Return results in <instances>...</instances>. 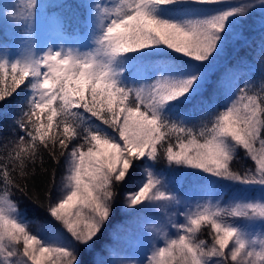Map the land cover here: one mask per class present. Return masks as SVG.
<instances>
[{
    "label": "snow or ice",
    "instance_id": "6c2138e0",
    "mask_svg": "<svg viewBox=\"0 0 264 264\" xmlns=\"http://www.w3.org/2000/svg\"><path fill=\"white\" fill-rule=\"evenodd\" d=\"M256 7L88 0L90 42L40 48L39 0L4 5L18 34L0 44V103L16 100L8 134L0 131V264H129L103 258L119 225L94 252L117 205L152 224L133 264H264V38L258 74L230 66L216 76L228 45L246 39L241 26ZM218 93L225 103L213 99ZM241 160L251 167L234 168ZM188 173L204 193L194 207L176 194ZM220 183L241 194L222 205ZM17 195L59 229L30 220ZM205 227L211 242L199 238Z\"/></svg>",
    "mask_w": 264,
    "mask_h": 264
},
{
    "label": "rangeland",
    "instance_id": "374dc122",
    "mask_svg": "<svg viewBox=\"0 0 264 264\" xmlns=\"http://www.w3.org/2000/svg\"><path fill=\"white\" fill-rule=\"evenodd\" d=\"M62 1L63 0H39L41 14L37 12L35 17L34 40L40 48H43L46 45H60L62 43L68 46L80 47L86 42H90L85 40V33L71 40L66 38L64 39L59 33H57L56 27L53 23L55 22V18L54 10L52 9L54 6H58ZM82 1L86 6L88 0ZM15 2L16 0H0V25H2L4 34L7 37L6 40H4L3 44L13 43L16 35L18 34L16 26L11 20L7 19L5 15V12L11 9L6 10L4 8V5H11ZM254 2L257 4L256 8L264 13V10H261V8L259 7V0H254ZM221 60L222 57L218 60V63H220ZM231 66H237V64H232ZM136 72L137 69L135 67L130 69V74ZM248 162L252 163L248 160H241L236 163V165H239L238 167H240V169L244 167H251ZM172 175L177 178H181L185 176V173L177 171L172 173ZM60 178L57 183L60 182ZM200 179L201 178L193 177L190 173H188L186 175V178L182 179L180 183L176 185V187L179 189L176 194L180 196L182 200L186 199L188 202H190L193 207L195 206L196 202H203V200L201 199L202 197H204L203 191L195 187V185L199 183ZM217 188L219 192L224 193L223 200L221 201L222 205L228 203L230 197H232L234 194H241V190L238 187L232 186L230 184L220 183L219 185H217ZM251 195H258V192L251 193ZM117 208L118 212L120 213L121 221L116 223L114 226H121L120 232L118 235H114L113 237H111V240L115 241V244L112 248L109 249L108 252H104L103 258H112L116 260H120L123 258L127 259L129 261V264H133L135 260L139 259L140 254H142L143 251L141 244L142 233L150 234L152 224L147 222V219L145 218V215L143 213H133L131 215H126L125 212L121 210L119 205H117ZM173 211H175V209H173ZM30 227L31 230L35 232L38 229L39 224L33 223ZM52 228L59 229L56 227ZM112 229L113 227L110 228L109 233L112 231ZM203 231L205 232V234L203 235L202 233H200L199 238L206 239L211 242V238L208 236L209 229L205 227ZM257 231H259V227H257ZM109 243L110 237L108 234V240L103 242L95 253H100L107 245H109ZM110 253L111 256L109 255Z\"/></svg>",
    "mask_w": 264,
    "mask_h": 264
},
{
    "label": "trees",
    "instance_id": "16d2710c",
    "mask_svg": "<svg viewBox=\"0 0 264 264\" xmlns=\"http://www.w3.org/2000/svg\"><path fill=\"white\" fill-rule=\"evenodd\" d=\"M54 18L55 22L54 26L56 27L57 33H59L64 39H75L77 36L85 33L83 31L85 27V17L87 15V8L82 0H63L59 3L58 6H54ZM39 14H41L40 8L38 9ZM264 23V13L256 8L254 14L241 26L246 39L241 41L240 43H230L228 45L226 54L222 57L220 63H218L219 71L216 73V76L220 74L226 67L231 66L232 64H237L240 68L239 75H249L245 66L252 67L254 72L258 74V65H253V61L256 60L262 38H264V32L261 30V25ZM3 33V34H2ZM6 35L4 34V30L2 25H0V44L4 43L6 40ZM12 44V43H11ZM213 81H215V76L213 77ZM258 83V81H257ZM212 92V88H209V93ZM213 99L220 104L226 102V97L222 94H217ZM16 103L15 98L9 99L5 102L0 103V108L3 109V115H0V131H3L5 135L8 134L9 127L12 121L11 110L13 109ZM187 107H191L190 105ZM46 166L51 162L47 160L45 157ZM250 165L252 163L248 162ZM236 165H233L234 168L240 169ZM64 172V166L61 165L57 169V181L62 176ZM32 185H30L31 187ZM131 181L126 185L127 188H131ZM36 191L40 192L42 189L41 180L38 178L35 180ZM20 201L21 209L25 212V215L29 217L33 221H39L43 224L51 225V227L59 228L60 226L54 222L42 209L36 208L30 201L25 200L24 198L17 195L15 197ZM121 221L120 213L118 212V208L115 210V214L112 217L111 222L106 226L103 235L100 240L97 242V246L94 249V252L99 248V246L108 240V234L110 228L114 227V225ZM201 233L204 235L205 232L202 230ZM85 260H91L92 254H85Z\"/></svg>",
    "mask_w": 264,
    "mask_h": 264
}]
</instances>
